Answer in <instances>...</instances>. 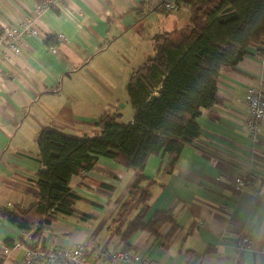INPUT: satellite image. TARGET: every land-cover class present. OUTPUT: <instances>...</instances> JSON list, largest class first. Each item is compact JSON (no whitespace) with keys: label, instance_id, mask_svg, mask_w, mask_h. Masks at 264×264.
<instances>
[{"label":"crops","instance_id":"obj_1","mask_svg":"<svg viewBox=\"0 0 264 264\" xmlns=\"http://www.w3.org/2000/svg\"><path fill=\"white\" fill-rule=\"evenodd\" d=\"M148 1L55 0L35 20L47 36H57L55 47L29 36L33 50L10 59L0 35V208L24 209L37 200L42 166L37 137L46 126L81 136L99 132L96 121L106 111L123 114L132 108L126 122L133 120L126 89L132 71L154 53L155 35H175L190 16L187 7L167 13L157 9L156 0L144 6ZM36 4L0 0V26L19 15L34 16ZM258 46L261 51L251 46L234 69L222 71L221 102L201 109L200 135L184 147L173 170H167V154L147 161L148 217L169 211L179 227L171 240L163 244L146 230L124 239L140 205L124 214L119 209L136 173L101 156L91 171L71 180L81 197L77 209L90 217L57 216L43 226L40 246L88 242L91 258L105 249L136 253L146 246L144 256L153 264H264V132L259 143L246 127L247 90L252 85L264 90V42ZM226 174L249 182L240 187ZM170 229L165 225L163 235ZM21 233L0 214L1 264H30L25 246L16 244ZM245 233L254 239L252 247L238 245ZM95 264L126 263L98 258Z\"/></svg>","mask_w":264,"mask_h":264},{"label":"trees","instance_id":"obj_2","mask_svg":"<svg viewBox=\"0 0 264 264\" xmlns=\"http://www.w3.org/2000/svg\"><path fill=\"white\" fill-rule=\"evenodd\" d=\"M176 1L190 9L188 25L175 35H155L154 53L132 71L126 86L135 111L132 121L123 122L122 113L106 111L96 121L100 131L93 135L77 136L55 126L40 131L37 143L42 166L36 180L37 200L24 209L0 208L3 217L22 231H31L30 238L20 244L39 247L43 226L59 215L90 217L77 209L81 197L71 180L91 171L101 156L136 173L119 209L124 214L133 204L140 205L124 239L146 230L166 244L176 234L179 227L169 211H156L148 217L151 193L143 184L147 180L145 166L150 156L164 153L168 155L167 170H173L184 147L200 135L201 109L221 102L218 82L222 71L234 69L251 52V46L261 51L264 0ZM158 5L157 9L173 12ZM57 39L49 35L47 47H55ZM99 185L108 186L104 182ZM165 225L171 229L163 235ZM6 242L15 245L11 239Z\"/></svg>","mask_w":264,"mask_h":264},{"label":"built area","instance_id":"obj_3","mask_svg":"<svg viewBox=\"0 0 264 264\" xmlns=\"http://www.w3.org/2000/svg\"><path fill=\"white\" fill-rule=\"evenodd\" d=\"M157 3L163 4L165 9L169 11H177L185 6L177 3L176 0H156ZM55 3V0H44L37 3L34 9V16L19 15L14 23L4 25L2 37L7 40V45L3 51L6 58L11 56H19L22 50L31 52L32 45L28 41L29 36H36L42 42H45L48 36L36 25V18L49 6ZM63 37L62 34L59 35ZM246 104L248 107V117L246 127L256 142L262 143V133L264 132V90L261 86L252 85L248 88L246 94ZM228 178L236 185L244 187L248 184V180L243 176L228 175ZM31 231H22L19 241L29 239ZM254 239L248 233L241 235L238 239L240 247H252ZM88 242L78 244L76 246L66 247H42L35 249L25 247V259L27 263L34 264H95L96 259H112L121 261L126 264H153L150 258L144 256L146 246L136 253H131L129 248L121 250H101L96 258H91L87 253Z\"/></svg>","mask_w":264,"mask_h":264},{"label":"rangeland","instance_id":"obj_4","mask_svg":"<svg viewBox=\"0 0 264 264\" xmlns=\"http://www.w3.org/2000/svg\"><path fill=\"white\" fill-rule=\"evenodd\" d=\"M131 112H132V108H131L130 112H127L126 111L125 113L122 114V120H123V122H126L129 119V116L132 115Z\"/></svg>","mask_w":264,"mask_h":264}]
</instances>
